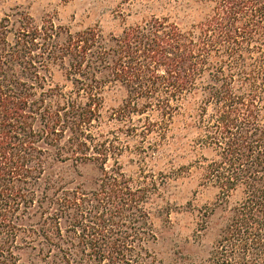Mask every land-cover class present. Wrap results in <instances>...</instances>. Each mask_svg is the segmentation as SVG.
<instances>
[{
  "label": "trees",
  "instance_id": "1",
  "mask_svg": "<svg viewBox=\"0 0 264 264\" xmlns=\"http://www.w3.org/2000/svg\"><path fill=\"white\" fill-rule=\"evenodd\" d=\"M174 10L108 36L0 15V264H264V0ZM52 65L70 89L53 84ZM110 85L125 90L115 121L199 142L201 181L216 189L195 231L217 216L205 253L179 247L165 262L155 251L160 183L108 166L113 143L91 135ZM55 162L96 164L97 187L70 184Z\"/></svg>",
  "mask_w": 264,
  "mask_h": 264
},
{
  "label": "rangeland",
  "instance_id": "2",
  "mask_svg": "<svg viewBox=\"0 0 264 264\" xmlns=\"http://www.w3.org/2000/svg\"><path fill=\"white\" fill-rule=\"evenodd\" d=\"M174 3L175 0H6L0 2V15L13 14L15 19L19 14H27L37 23L51 20L63 33L95 27L108 36L119 35L126 27L142 24L154 16L175 17ZM51 72L53 84L71 88L60 66L52 65ZM124 97L125 90L118 85L105 88L100 119L91 127L93 140L113 143L116 155L109 159L108 166L116 160L134 179L146 174L160 183L153 217L158 234L154 249L158 256L166 262L176 249L185 246L205 253L217 233V216L209 218L208 228L198 238L195 231L202 224L201 211L214 202L216 189L201 181L199 142H186L181 130L176 132L178 142L156 141L146 126L132 127L115 121L112 114ZM54 169L72 185L97 187L100 171L92 162L77 166L55 162Z\"/></svg>",
  "mask_w": 264,
  "mask_h": 264
}]
</instances>
